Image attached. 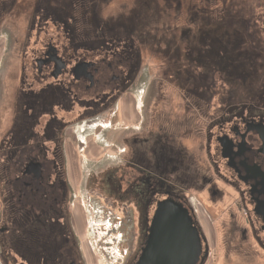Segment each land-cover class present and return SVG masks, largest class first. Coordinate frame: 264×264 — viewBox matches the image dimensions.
Wrapping results in <instances>:
<instances>
[{"label":"flooded vegetation","instance_id":"af4514ba","mask_svg":"<svg viewBox=\"0 0 264 264\" xmlns=\"http://www.w3.org/2000/svg\"><path fill=\"white\" fill-rule=\"evenodd\" d=\"M18 2L0 0V18ZM183 3L37 0L25 13L35 39L0 60V260L23 225L27 260L11 264H99L103 226L124 244L116 263L135 264L173 201L199 231L198 264L212 254L203 215L217 264H264V26ZM92 147L106 150L81 159Z\"/></svg>","mask_w":264,"mask_h":264},{"label":"rangeland","instance_id":"374dc122","mask_svg":"<svg viewBox=\"0 0 264 264\" xmlns=\"http://www.w3.org/2000/svg\"><path fill=\"white\" fill-rule=\"evenodd\" d=\"M37 0H19V4L16 7L14 12H11L4 16V19L0 18V60L4 59L5 49L8 48L9 45H18V44H27L29 41L35 39V34L37 33L35 30H32V16L29 14H25L26 12L33 11V8L36 4ZM184 1L183 5L185 6L184 11H187L189 7H191V13L195 10L204 9L206 10V14L208 16H219V10L222 8H229L232 11L233 15H236L237 19H244L243 17H247V13L252 15L258 23L257 26L263 27L264 26V0H181ZM114 4L112 5V8ZM193 8V9H192ZM23 13V14H22ZM218 14V15H217ZM177 19L169 21L171 24L176 23ZM181 25V24H180ZM11 30L13 33H11ZM31 35V36H30ZM10 48V47H9ZM113 155L118 152L116 147L109 148ZM106 150V148H103ZM102 148L92 147L87 148L85 151L83 149H79V156L82 157H89L94 158L102 155L103 153ZM76 167L75 170L78 169L80 164H74ZM87 166L86 170L89 168ZM92 166V165H91ZM80 173V171H79ZM81 200V198H80ZM83 208V206H81ZM202 222L205 226V230L210 236L211 239V258L207 262V264H217L218 262V250L219 244L215 241V232L214 227L210 225L206 217L203 215ZM101 225V224H100ZM87 231V227L83 225ZM94 227V226H93ZM83 228V227H82ZM82 237L87 235V232L82 231ZM95 234H97L98 239H96V243L93 240H90L94 247V252L99 259V264H117L116 261H121L122 257H124V244L120 242V244L116 241V236H118L117 231L112 229L110 234H107L106 229L103 226H99L98 228H94ZM111 241L108 243L107 241ZM90 252H93L90 250ZM93 253H91L92 255Z\"/></svg>","mask_w":264,"mask_h":264},{"label":"water","instance_id":"95a60500","mask_svg":"<svg viewBox=\"0 0 264 264\" xmlns=\"http://www.w3.org/2000/svg\"><path fill=\"white\" fill-rule=\"evenodd\" d=\"M201 254L202 240L188 210L176 202L163 201L135 264H198Z\"/></svg>","mask_w":264,"mask_h":264},{"label":"crops","instance_id":"0c3cea01","mask_svg":"<svg viewBox=\"0 0 264 264\" xmlns=\"http://www.w3.org/2000/svg\"><path fill=\"white\" fill-rule=\"evenodd\" d=\"M0 182H2V179H1V175H0ZM2 183H0V211H3L6 216L8 215V209L6 208L7 207V204L4 200V194L2 192V186H1ZM7 220V219H6ZM4 223H7L9 225V223L7 221H5ZM79 227V225H78ZM11 228V233H9V235H7L8 238H5L6 239V249H7V255H9V259L8 256L6 257V261H2L0 260V264H11L10 263V259H17L18 262H26L27 260V257H26V236H25V228L23 225L21 226H17V227H14ZM6 237V236H5ZM93 260V264H95L96 262L94 261V259L92 258Z\"/></svg>","mask_w":264,"mask_h":264},{"label":"bare ground","instance_id":"6f19581e","mask_svg":"<svg viewBox=\"0 0 264 264\" xmlns=\"http://www.w3.org/2000/svg\"><path fill=\"white\" fill-rule=\"evenodd\" d=\"M123 107H125L124 105H123ZM126 108V107H125ZM130 110V109H129ZM130 113V112H129Z\"/></svg>","mask_w":264,"mask_h":264}]
</instances>
